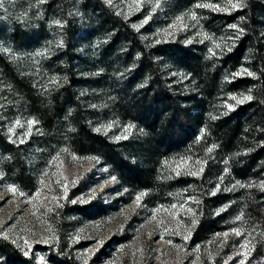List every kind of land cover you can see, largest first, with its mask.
<instances>
[{
	"label": "trees",
	"instance_id": "trees-1",
	"mask_svg": "<svg viewBox=\"0 0 264 264\" xmlns=\"http://www.w3.org/2000/svg\"><path fill=\"white\" fill-rule=\"evenodd\" d=\"M47 1L61 24L53 54L59 69L54 88L45 89L28 65L0 53V94L5 96L0 117L18 113L39 128L23 142L7 140L0 132V150L13 161L15 183L24 190L31 183L19 162L20 151L31 145L37 162L61 153L100 159L128 192H162L158 173L163 160L181 158L172 175L174 187L188 188L197 202L190 242L202 245L219 224L214 209L230 187L221 179L223 164L238 183L264 176V0H239L231 15L235 34L215 64L196 47L158 43L151 33L139 32L106 0ZM80 16L92 24L84 39L79 38ZM37 28V34L45 32L44 25ZM21 32L15 27L10 38L28 45L33 35L22 39ZM95 34L105 40L99 57L87 51ZM119 61L130 62L123 83L104 72ZM165 65L175 68V74L166 75ZM222 74H230L223 83ZM222 90L240 97L239 102L212 118L214 99ZM106 110L115 126L134 124L145 136L105 131L97 122ZM97 210L83 211L67 202L57 209L52 219L56 236L45 264H81L64 231L74 217L91 219ZM0 264L40 263L0 236Z\"/></svg>",
	"mask_w": 264,
	"mask_h": 264
},
{
	"label": "rangeland",
	"instance_id": "rangeland-1",
	"mask_svg": "<svg viewBox=\"0 0 264 264\" xmlns=\"http://www.w3.org/2000/svg\"><path fill=\"white\" fill-rule=\"evenodd\" d=\"M106 1L139 32L151 33L158 43L182 42L196 47L213 64L229 49L236 31L231 15L239 0ZM47 2L0 0V53L9 55L16 64L28 65L29 74L51 90L59 78L53 54L59 45L61 24ZM79 21V38L84 39L92 24L85 16ZM40 25L45 32L37 34ZM15 27L22 31V39L33 35L28 45L12 41L9 33ZM104 41L102 34H95L87 42V51L99 57ZM78 50H84L82 40ZM129 67V61H119L104 72L111 81L123 83ZM164 71L174 75L176 70L165 65ZM229 77L222 74L220 82ZM239 99L220 91L214 99L212 118L231 109ZM4 100L0 94V104ZM106 111H100L97 122L105 131L137 139L145 136L134 124L115 126ZM37 131L31 119H21L18 113L0 117V132L7 140L23 142ZM33 149L31 145L20 151L19 162L31 178L27 190L15 183L13 161L0 150V236L40 264H45L55 240L53 214L64 202L83 211L98 209L91 219L74 217L64 231L70 252L81 264H264L263 174L238 183L228 176L223 164L221 179L230 187H225L227 192L221 193L214 209L219 224L209 239L195 246L190 242V223L197 202L188 188L174 187L172 177L181 167V158H163L158 173L162 192H128L100 159L61 153L37 162Z\"/></svg>",
	"mask_w": 264,
	"mask_h": 264
},
{
	"label": "snow or ice",
	"instance_id": "snow-or-ice-1",
	"mask_svg": "<svg viewBox=\"0 0 264 264\" xmlns=\"http://www.w3.org/2000/svg\"><path fill=\"white\" fill-rule=\"evenodd\" d=\"M245 99H249V97H246Z\"/></svg>",
	"mask_w": 264,
	"mask_h": 264
}]
</instances>
